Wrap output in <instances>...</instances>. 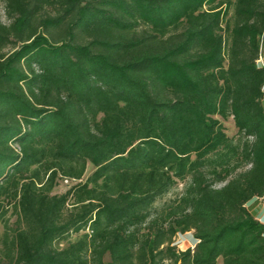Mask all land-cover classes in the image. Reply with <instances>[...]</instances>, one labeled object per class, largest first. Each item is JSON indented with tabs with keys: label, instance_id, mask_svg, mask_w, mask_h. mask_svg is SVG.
<instances>
[{
	"label": "trees",
	"instance_id": "trees-1",
	"mask_svg": "<svg viewBox=\"0 0 264 264\" xmlns=\"http://www.w3.org/2000/svg\"><path fill=\"white\" fill-rule=\"evenodd\" d=\"M2 1L0 264H264V0Z\"/></svg>",
	"mask_w": 264,
	"mask_h": 264
},
{
	"label": "rangeland",
	"instance_id": "rangeland-1",
	"mask_svg": "<svg viewBox=\"0 0 264 264\" xmlns=\"http://www.w3.org/2000/svg\"><path fill=\"white\" fill-rule=\"evenodd\" d=\"M0 18L2 21L6 22V17H5V13H4V3L2 0H0ZM257 62L259 64H263L264 65V47L261 48L260 50V55L259 58L257 59ZM264 103V101H263ZM224 127H225V131L228 135L233 136L236 133V129L233 126V122L230 118H228L227 120L222 121ZM93 170V166L91 164L87 165L86 168V172L84 174L85 178L86 176H88ZM183 184L184 182H179L178 185L167 195H165L164 197H162L161 199H159L155 205L160 206L163 202H165L166 200H169L171 198H173L174 196H176V194H178L182 188H183ZM69 187V183H65L64 181H58L57 186L53 189L54 193H62L64 192L66 189H68ZM7 216L9 217V224L10 226L14 225V222L16 220V214L12 213V210L9 209ZM3 227L0 224V233L2 232ZM76 238V236H73L72 239ZM66 243L62 242L60 244V246H64ZM174 244L176 245V248H178L179 250H183L187 247H193L195 244V240L192 236V231H187L184 233H178L175 237H174ZM218 263H220V259L218 260Z\"/></svg>",
	"mask_w": 264,
	"mask_h": 264
},
{
	"label": "crops",
	"instance_id": "crops-1",
	"mask_svg": "<svg viewBox=\"0 0 264 264\" xmlns=\"http://www.w3.org/2000/svg\"><path fill=\"white\" fill-rule=\"evenodd\" d=\"M246 206L257 220L264 223V197H254Z\"/></svg>",
	"mask_w": 264,
	"mask_h": 264
},
{
	"label": "built area",
	"instance_id": "built-area-1",
	"mask_svg": "<svg viewBox=\"0 0 264 264\" xmlns=\"http://www.w3.org/2000/svg\"><path fill=\"white\" fill-rule=\"evenodd\" d=\"M64 182H65V183H67V182H68V180H67V179H64Z\"/></svg>",
	"mask_w": 264,
	"mask_h": 264
}]
</instances>
